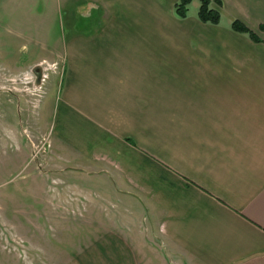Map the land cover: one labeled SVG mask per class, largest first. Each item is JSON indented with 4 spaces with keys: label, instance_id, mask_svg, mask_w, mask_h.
Masks as SVG:
<instances>
[{
    "label": "crops",
    "instance_id": "0c3cea01",
    "mask_svg": "<svg viewBox=\"0 0 264 264\" xmlns=\"http://www.w3.org/2000/svg\"><path fill=\"white\" fill-rule=\"evenodd\" d=\"M178 1L78 0L62 50L29 67L32 87L58 68L34 116L29 94L4 91L29 68H0V131L22 147L27 113V132L51 136L49 170L132 211L70 264H264V0H218L221 26L177 19ZM82 188L60 197L93 221Z\"/></svg>",
    "mask_w": 264,
    "mask_h": 264
},
{
    "label": "rangeland",
    "instance_id": "374dc122",
    "mask_svg": "<svg viewBox=\"0 0 264 264\" xmlns=\"http://www.w3.org/2000/svg\"><path fill=\"white\" fill-rule=\"evenodd\" d=\"M77 2L0 0V68L25 70L40 61H50L51 53L61 51L65 37L75 30L79 12ZM198 7V3L192 5V12ZM34 69L38 67L15 75L13 86L9 84L4 90L15 91L13 87H18L21 97L29 94L34 105L30 110L32 116L38 110L39 96H43L47 85L53 84L58 75L55 65L40 66L43 82L40 80V87L37 82L34 83L36 87H32L28 84L38 78ZM1 84L0 78V91H3ZM26 114L22 116L20 129L25 136L21 137L22 147L17 146L18 134L12 133L10 125L0 131V264H70L86 244L112 230L114 221L119 223L117 218L110 219L111 213L116 211L124 219V215L128 217L132 211L126 209L123 201L105 199L104 186L97 197L96 185L88 187L72 177L74 183L67 176L49 170L45 162L51 151V136H42L38 128L34 135L27 132L26 124L33 125V122L27 121ZM10 120L8 117L9 124ZM49 120L50 117L46 118L47 124ZM13 127L18 129L16 125ZM79 186L89 191L93 199L85 195L74 203L79 207L94 203L100 209L93 221L87 210L81 214L76 211V204L68 206L71 200L60 197V193L66 192L78 195L75 188ZM152 264L160 263L153 260Z\"/></svg>",
    "mask_w": 264,
    "mask_h": 264
},
{
    "label": "trees",
    "instance_id": "16d2710c",
    "mask_svg": "<svg viewBox=\"0 0 264 264\" xmlns=\"http://www.w3.org/2000/svg\"><path fill=\"white\" fill-rule=\"evenodd\" d=\"M195 0H179L174 7V15L179 20H186L191 16V7ZM199 7L196 10L197 19L206 25L221 26L224 17L221 12L214 8V4L221 6V2L216 0H197ZM230 30L249 38L253 42H260L256 34L247 28L243 23L234 21L228 24Z\"/></svg>",
    "mask_w": 264,
    "mask_h": 264
},
{
    "label": "flooded vegetation",
    "instance_id": "af4514ba",
    "mask_svg": "<svg viewBox=\"0 0 264 264\" xmlns=\"http://www.w3.org/2000/svg\"><path fill=\"white\" fill-rule=\"evenodd\" d=\"M7 93H10L12 95L13 94L12 89H8ZM0 94H1V91H0Z\"/></svg>",
    "mask_w": 264,
    "mask_h": 264
}]
</instances>
